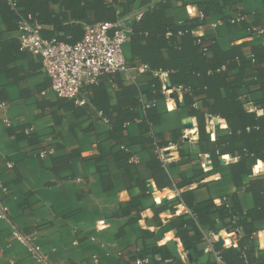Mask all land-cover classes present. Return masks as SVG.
<instances>
[{
	"label": "crops",
	"instance_id": "crops-1",
	"mask_svg": "<svg viewBox=\"0 0 264 264\" xmlns=\"http://www.w3.org/2000/svg\"><path fill=\"white\" fill-rule=\"evenodd\" d=\"M160 1L166 0H132L118 19L129 25ZM199 1L170 0L169 14L183 20L186 6ZM46 8L61 25L81 24L80 35L66 37L75 42L82 39L86 22L73 16L63 20L67 9L60 2H49ZM239 13L246 16L244 21H226ZM4 14L0 11V178L10 188V210L8 219L0 221L1 263L39 264L12 240L17 228L36 237L48 264H93L94 256L99 264H135L145 257L150 258L147 264H210L212 254L204 252L203 240L211 230L223 232L229 242L235 240L237 248L252 245V257L264 264V234H260L264 203L256 204L250 189L264 192V174H258L264 173L259 170L264 159L254 161L251 172L240 176V184L234 182L229 166L238 161L235 154L220 157V164L212 168L210 154L196 143L199 134L194 140L185 139L183 121L193 118V128L198 126L195 117H183L188 115L183 91L174 87L180 106L166 90V98L153 104L157 123L146 120V107L141 104L137 117L125 121L121 137H110L113 119L94 105L93 92L84 87L78 97L81 102L59 97L42 71L40 58L21 47L18 26ZM196 15L194 9L192 16ZM205 20L193 35L210 34V40L223 49L244 44L249 55L252 46L264 44V33L252 34L254 28H264V0H210ZM220 20L224 23L212 25ZM40 25L48 39L62 35L53 22ZM126 53L131 56L129 45ZM163 53L167 56L166 50ZM151 79L138 73L135 81L126 76L125 84H139L144 91L152 88ZM106 90L109 104L117 105L119 87L108 84ZM263 98L258 87L249 94L258 115H264ZM49 148L55 149L52 156H39ZM210 161L211 167L205 168L203 164ZM210 201L233 215L223 219L212 215L213 229ZM175 206L181 211L175 212ZM179 229L186 242L189 234H200L196 243L200 253L185 250ZM249 232L253 240L246 238Z\"/></svg>",
	"mask_w": 264,
	"mask_h": 264
},
{
	"label": "trees",
	"instance_id": "trees-1",
	"mask_svg": "<svg viewBox=\"0 0 264 264\" xmlns=\"http://www.w3.org/2000/svg\"><path fill=\"white\" fill-rule=\"evenodd\" d=\"M131 1L0 0V11L5 13L8 22L18 27L19 20L29 19V16L38 24L53 22L58 32L62 33L56 39L73 43L75 41L68 40L66 35H80L83 32L82 25L76 23L61 25L57 16L51 17L47 13L46 6L49 2H60L67 9L62 14L63 20L73 16L86 23H96L117 21L125 14L126 6ZM205 2L207 4L203 6ZM171 5L170 0L160 1L147 10L140 19L130 23L129 38L124 45V55L130 67H138L140 64L148 66V70L142 74L151 76L149 85H152V88L143 91L139 84L126 85V75L115 72L103 75L97 83L86 86L85 89L93 92L94 105L113 119V132L110 137H121L125 121L137 117L138 106L141 104H150L146 107V120L157 123L158 113L153 104L166 98L161 77L165 72L171 86L183 91L184 107L189 116L196 118L199 134L196 143L202 152L210 154L212 168L220 164V157L235 154L238 161L230 163L229 166L234 182L240 184V176L251 172L254 161L264 159V115H258L256 109L250 111L245 107L247 102L253 105L249 94L254 88L258 87L264 92V44L252 46L249 55L243 50L244 44L223 49L215 39L210 40V34L194 36L192 33L193 29L205 23L210 0H202L195 4L201 8L199 9L204 14L203 19L188 16L186 13V17L179 21L169 14ZM167 32H170L171 36L167 37ZM179 32H182L181 36ZM41 33L46 38L42 29ZM127 45L131 49L130 57L126 53ZM164 50L167 51V56L164 55ZM107 83L116 84L120 89L115 106L109 104ZM138 95L144 97L143 100ZM174 95L176 104L180 106L177 93L174 92ZM196 103H200L198 107ZM260 105L264 107V98ZM123 106L126 107L125 110ZM207 117L222 118L227 124V127L215 131L214 139H211V134L207 132ZM223 129L226 130L222 131ZM212 133L214 135V132ZM157 149L159 151L162 148ZM250 189L254 193L256 204L263 205L264 192L261 193L259 188L253 186H250ZM215 213L221 219L227 215L233 217L232 213L228 214L223 207H216L214 202L210 201L211 229L214 227L212 215ZM196 214L201 217L200 211ZM252 215L257 216L255 213ZM179 233L185 250L193 249L200 253L196 246L201 240L200 234H189V242H186L181 229ZM251 233L246 235L248 240L254 239L253 236L250 237ZM214 248L225 264H259L252 257L254 251L252 245L225 248L217 241ZM212 259L210 264H219L213 256Z\"/></svg>",
	"mask_w": 264,
	"mask_h": 264
},
{
	"label": "built area",
	"instance_id": "built-area-1",
	"mask_svg": "<svg viewBox=\"0 0 264 264\" xmlns=\"http://www.w3.org/2000/svg\"><path fill=\"white\" fill-rule=\"evenodd\" d=\"M192 8H195L197 15L204 17L202 11H198L196 5L186 7L188 16H192ZM193 17V16H192ZM244 14H237L229 19V23L244 21ZM224 21L212 23L213 26L223 24ZM19 40L23 49L29 50L37 55L42 62V71L49 76L52 90L62 98L76 100L81 90L89 85L97 83L105 74L115 72L124 73L131 81L137 79L138 73H144L148 66L140 64L138 67H130L124 55V45L128 41L130 26L123 20L115 22L100 21L96 23L84 24V35L81 40L71 43L56 38L48 39L42 36V26L36 21L21 18L19 20ZM253 35L260 36L264 33V28H254ZM165 81L166 74H161ZM164 90L165 89V86ZM150 104H145L149 107ZM245 107L253 111L255 108L251 103H245ZM213 117H209V120ZM220 128H223L221 125ZM211 134V133H210ZM212 137V134H211ZM159 156L163 158L162 150ZM55 153L54 148L44 149L39 152V156L47 158ZM205 168H210V163L203 164ZM10 193L9 186L0 178V221L9 217V205L7 197ZM175 206V212H180ZM190 211V210H189ZM216 239V238H215ZM12 240L24 246L29 256L39 264H48L47 256L41 244L33 234H26L17 228H13ZM204 252L212 254L213 258L222 264V259L218 251L214 248V241L210 235L204 236ZM223 247H236L237 243L231 238L230 242H221ZM149 257L140 258L135 264H147ZM0 264H3L0 262ZM7 264H15L9 260ZM93 264H99V259L94 256Z\"/></svg>",
	"mask_w": 264,
	"mask_h": 264
},
{
	"label": "bare ground",
	"instance_id": "bare-ground-1",
	"mask_svg": "<svg viewBox=\"0 0 264 264\" xmlns=\"http://www.w3.org/2000/svg\"><path fill=\"white\" fill-rule=\"evenodd\" d=\"M193 10L195 9V8H192ZM193 10H192V13H193ZM197 12V11H196ZM164 86L166 87V88H169V86H170V83H169V80H168V77H165V81H164ZM172 94V93H171ZM218 119V121L216 120V118L215 117H213V118H211L210 120H209V123L211 124V127H213L215 130H213L212 129V131H210V133L211 134H213L212 132L214 131V133H215V131L217 130V129H219L220 127H219V125L218 124H223L224 123V120L222 119V118H217ZM194 119L193 118H187V119H185L184 121H183V125H184V128L187 130L186 132H185V129H184V136H185V139L187 140H189V139H191L192 138V136L193 135H198V127H196V128H193L194 126H195V124H194ZM216 125V127H214ZM224 125H226V123L225 124H223L222 126H224ZM190 129H192V131L190 130ZM207 157L209 158V155H207ZM209 160V159H208ZM210 164H211V161H210ZM259 170L260 171H264V165L263 166H261L260 168H259ZM215 233V235H216V239L217 240H222V242H229L228 241V238H227V236L223 233V232H218V231H216V232H214ZM215 239V240H216Z\"/></svg>",
	"mask_w": 264,
	"mask_h": 264
},
{
	"label": "rangeland",
	"instance_id": "rangeland-1",
	"mask_svg": "<svg viewBox=\"0 0 264 264\" xmlns=\"http://www.w3.org/2000/svg\"><path fill=\"white\" fill-rule=\"evenodd\" d=\"M171 93H173V90H171ZM166 94H168V96H170V91H169V92L166 91ZM169 100H171V99H169ZM186 116H189V115L183 114V117H186ZM196 124H197V122H196ZM210 126H211V124L209 123V118H208V119H207V128H208V130L212 131V129H210ZM214 127H216V125H215ZM189 140H194V135H193L192 138L189 139ZM258 174H264V173H258ZM207 234L210 235V237H211L214 241H216V240H215L216 235H215L214 232H209V233H207ZM260 234H264V232H261Z\"/></svg>",
	"mask_w": 264,
	"mask_h": 264
},
{
	"label": "water",
	"instance_id": "water-1",
	"mask_svg": "<svg viewBox=\"0 0 264 264\" xmlns=\"http://www.w3.org/2000/svg\"><path fill=\"white\" fill-rule=\"evenodd\" d=\"M165 89H166L167 91H168V90H172V86H169V88H166V87H165ZM170 96H171V97H173V96H174V95H173V93H172V94H170ZM219 241H221V242H222V240H219Z\"/></svg>",
	"mask_w": 264,
	"mask_h": 264
}]
</instances>
